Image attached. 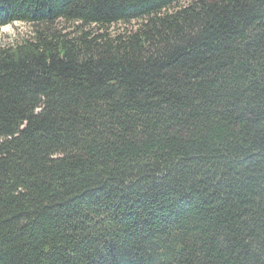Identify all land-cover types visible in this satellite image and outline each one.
<instances>
[{
  "label": "trees",
  "instance_id": "obj_1",
  "mask_svg": "<svg viewBox=\"0 0 264 264\" xmlns=\"http://www.w3.org/2000/svg\"><path fill=\"white\" fill-rule=\"evenodd\" d=\"M14 23L0 264H264V0H0Z\"/></svg>",
  "mask_w": 264,
  "mask_h": 264
},
{
  "label": "rangeland",
  "instance_id": "obj_2",
  "mask_svg": "<svg viewBox=\"0 0 264 264\" xmlns=\"http://www.w3.org/2000/svg\"><path fill=\"white\" fill-rule=\"evenodd\" d=\"M188 2L182 3V6H186ZM136 22L131 23L130 25L117 24L109 29L110 36L118 35L119 33H123L126 30L136 29ZM74 27L69 24H63L58 26V31H62V33H73ZM94 32H97V29H94ZM33 27L22 24V23H14L12 25H8L0 28V46L14 44L23 39H29L32 37Z\"/></svg>",
  "mask_w": 264,
  "mask_h": 264
}]
</instances>
